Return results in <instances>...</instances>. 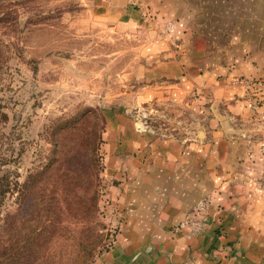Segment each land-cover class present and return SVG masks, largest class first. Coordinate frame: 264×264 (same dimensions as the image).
<instances>
[{
  "label": "crops",
  "instance_id": "0c3cea01",
  "mask_svg": "<svg viewBox=\"0 0 264 264\" xmlns=\"http://www.w3.org/2000/svg\"><path fill=\"white\" fill-rule=\"evenodd\" d=\"M103 2L109 20L147 32L145 53L158 60L144 77L162 86L145 98L195 121L194 136L178 140L122 116L106 125L103 176L119 211L94 264H264V103L232 85L264 81V0ZM205 198L207 222L194 234L183 223Z\"/></svg>",
  "mask_w": 264,
  "mask_h": 264
},
{
  "label": "rangeland",
  "instance_id": "374dc122",
  "mask_svg": "<svg viewBox=\"0 0 264 264\" xmlns=\"http://www.w3.org/2000/svg\"><path fill=\"white\" fill-rule=\"evenodd\" d=\"M108 11L103 0H0V177L20 184L3 198L0 236L16 225L33 264H94L110 247L107 222L119 210L101 147L112 119L160 139L194 136L187 112L175 121L145 98L162 86L144 77L158 60L145 53V29Z\"/></svg>",
  "mask_w": 264,
  "mask_h": 264
},
{
  "label": "trees",
  "instance_id": "16d2710c",
  "mask_svg": "<svg viewBox=\"0 0 264 264\" xmlns=\"http://www.w3.org/2000/svg\"><path fill=\"white\" fill-rule=\"evenodd\" d=\"M6 116L0 112V121L5 120ZM2 135H0V152H2ZM8 153H10L9 150H7ZM12 152V150H11ZM8 161L5 158L0 157V165L6 164L5 162ZM15 161V160H13ZM4 176L0 177V206L3 203V198L6 193L14 191L15 188L19 187L20 184L17 180L13 182H9L8 179L3 178ZM29 179H27V185H25L27 188H29V195L30 192L33 191V181L34 177L31 175L28 176ZM29 183V184H28ZM19 192V191H18ZM44 199H40L39 204L42 206V204H45ZM93 202V200H92ZM91 207V204H90ZM1 215V212H0ZM16 225L12 224L11 227L8 229L9 232L4 236H0V264H33L34 260H37L35 258H32L31 254L27 252L28 249H30L32 245L31 238L28 237L25 240V243L23 246H20L18 244V238L17 232L15 230ZM25 249V250H24ZM91 259V258H90Z\"/></svg>",
  "mask_w": 264,
  "mask_h": 264
},
{
  "label": "built area",
  "instance_id": "2783aa9c",
  "mask_svg": "<svg viewBox=\"0 0 264 264\" xmlns=\"http://www.w3.org/2000/svg\"><path fill=\"white\" fill-rule=\"evenodd\" d=\"M232 85L244 87L246 92H249V94L253 96L251 97V100L255 101V106H259L260 103H264V99L260 94L253 93V90L264 91V81L259 82L257 80L248 81V80L236 79L232 82ZM259 187L264 196V161L262 167V174L259 181ZM210 202L211 201L209 198H205L202 201H200L195 206L192 213L193 214L192 217L189 218L185 223H183L184 225H188L194 234L199 232L207 222L208 207L210 205Z\"/></svg>",
  "mask_w": 264,
  "mask_h": 264
}]
</instances>
